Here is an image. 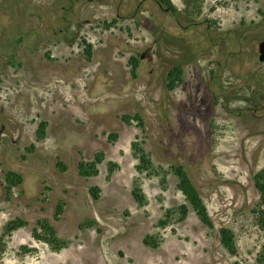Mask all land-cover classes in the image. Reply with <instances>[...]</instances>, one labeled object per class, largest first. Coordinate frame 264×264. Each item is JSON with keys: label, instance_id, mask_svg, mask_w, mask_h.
<instances>
[{"label": "rangeland", "instance_id": "rangeland-1", "mask_svg": "<svg viewBox=\"0 0 264 264\" xmlns=\"http://www.w3.org/2000/svg\"><path fill=\"white\" fill-rule=\"evenodd\" d=\"M170 1L172 11L157 0H0V264H264L254 181L264 170V0ZM135 115L141 126L121 119ZM133 142L152 173L135 170ZM98 154L97 174L79 175ZM172 167L198 191L211 229ZM7 172L21 177L9 193ZM17 219L25 225L5 233ZM40 220L61 249L32 237Z\"/></svg>", "mask_w": 264, "mask_h": 264}, {"label": "trees", "instance_id": "trees-1", "mask_svg": "<svg viewBox=\"0 0 264 264\" xmlns=\"http://www.w3.org/2000/svg\"><path fill=\"white\" fill-rule=\"evenodd\" d=\"M160 3L165 4L169 10H174V7L170 0H157ZM91 47L90 45L85 46V54L87 58H90L91 56ZM129 64L131 67L130 73L132 77H135V71L137 68V60L135 58L129 59ZM181 76V68L176 66L169 70L167 74V87L168 89H173L175 86V83L180 81ZM125 123H129L130 120H135L138 124L141 126V121L138 115L133 116L132 118L129 116H123L121 118ZM38 134H43L44 131V124H40L39 126ZM109 140L112 138H115L116 136L110 135L108 136ZM131 151L132 156L137 161V164L135 166V170L138 173L146 172L147 174H150L153 172V164L147 155V153L144 151L142 146L138 144L137 142H133L131 144ZM103 161V154H98L94 157V160L91 162H85L81 160L77 167H78V173L81 176L89 177L97 174V165L100 164ZM116 167L115 164L109 163V173H112L114 168ZM63 168V167H62ZM171 170L173 171L174 175L178 178L177 188L178 190L184 195L185 200L187 203L191 206L193 211L195 212L196 216L200 220L202 224H204L206 227L211 229L213 227L212 222L210 220V217L208 215L207 209L198 193L196 188L191 183L189 177L187 176L186 172L182 167H172ZM5 181V189L6 192L9 193L12 187H15L20 184L21 177L19 175L14 174L13 172H7L4 176ZM255 181V188L258 191L260 195L261 203H264V170H261L254 176ZM90 194L93 198L98 197L99 189L98 188H91ZM131 196L133 200L138 205H143L146 202V197L144 193L142 192L141 188L138 186L136 182L133 183L132 189H131ZM62 212V204H58L56 206V216L59 215ZM179 218L178 221H183L187 214H188V208L185 204L180 205L179 209ZM170 214H172V210H166L165 211V217H170ZM160 223H165L161 221ZM25 223L22 220H14L7 223L5 226V233H11L12 231L24 226ZM37 227L32 230V237L36 240H41L45 243H47L53 250L57 251L61 249L64 246V242H62L54 228L46 221V220H40L37 222ZM264 229V225L262 226ZM219 238L221 245L230 253H235V245H234V236L232 232L228 229L221 228L219 230ZM152 238L147 236L142 240V243L152 249L157 248L158 243L156 241L151 240ZM3 244H2V237H0V251L2 250Z\"/></svg>", "mask_w": 264, "mask_h": 264}, {"label": "water", "instance_id": "water-1", "mask_svg": "<svg viewBox=\"0 0 264 264\" xmlns=\"http://www.w3.org/2000/svg\"><path fill=\"white\" fill-rule=\"evenodd\" d=\"M259 61H264V41L259 44Z\"/></svg>", "mask_w": 264, "mask_h": 264}]
</instances>
